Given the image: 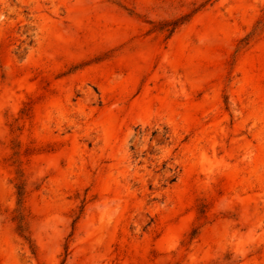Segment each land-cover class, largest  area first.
Returning <instances> with one entry per match:
<instances>
[{
  "label": "rangeland",
  "instance_id": "1",
  "mask_svg": "<svg viewBox=\"0 0 264 264\" xmlns=\"http://www.w3.org/2000/svg\"><path fill=\"white\" fill-rule=\"evenodd\" d=\"M0 264H264V0H0Z\"/></svg>",
  "mask_w": 264,
  "mask_h": 264
},
{
  "label": "trees",
  "instance_id": "2",
  "mask_svg": "<svg viewBox=\"0 0 264 264\" xmlns=\"http://www.w3.org/2000/svg\"><path fill=\"white\" fill-rule=\"evenodd\" d=\"M24 191L21 187H18V205H19V216H18V220H19V226H18V229L20 231L21 234H25L26 232V227H25V223H24V217H23V208H22V205H23V201H24ZM25 239L26 240H29L26 236H25Z\"/></svg>",
  "mask_w": 264,
  "mask_h": 264
}]
</instances>
